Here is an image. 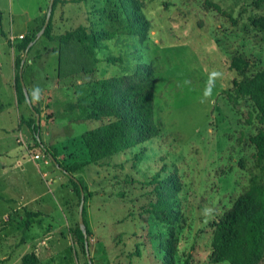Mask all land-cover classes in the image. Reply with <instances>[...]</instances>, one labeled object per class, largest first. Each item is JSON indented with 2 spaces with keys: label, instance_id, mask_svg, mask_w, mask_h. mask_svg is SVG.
Returning <instances> with one entry per match:
<instances>
[{
  "label": "rangeland",
  "instance_id": "374dc122",
  "mask_svg": "<svg viewBox=\"0 0 264 264\" xmlns=\"http://www.w3.org/2000/svg\"><path fill=\"white\" fill-rule=\"evenodd\" d=\"M135 2L149 23L145 38L126 29L130 20L120 0H60L51 18V36L43 34L31 46L23 82L34 111L19 97L24 103L18 110L20 116L29 115L31 122L40 115V139L32 132L26 153L46 156L37 161L48 165L39 163L38 169L28 174L35 194L44 193L39 205L45 212L31 215L2 203L1 209L10 207L12 212L0 221V264H24L25 257L30 264L35 258L37 264H89L85 243L75 236L81 196L50 155L67 168L87 162L82 136L100 124L86 120L92 90L103 79L134 74L139 64L156 68L155 119L160 135L116 155L109 164L87 165L71 174L86 188L85 219L92 263L166 264V260L172 261V255L164 252L170 243L175 264H230L214 259L213 231L222 214L252 182L264 185V162H256L252 143L263 127L254 100L242 97L238 107H233L226 93L235 81L264 69V0ZM49 3L0 0V57L5 62L11 51L16 54L17 96L22 86L17 74L26 51L25 38L37 37L42 30ZM211 4L219 5L232 19ZM40 7L42 13L36 17ZM79 27L88 33L116 31L117 35L101 41L100 48L91 41L83 42L94 55H84L87 72L79 68L80 74L61 81L62 36ZM80 52L86 53L76 47L77 63ZM235 56L249 62L244 75L230 68ZM109 57L123 61L108 63ZM0 103L12 104V100L7 96ZM5 108L1 106L0 111ZM11 108L10 115H0L3 135L15 122L16 107ZM6 146H10L9 141ZM52 173L62 175L64 188L67 185L73 190V214L68 222L62 213L66 211L67 191L56 187L60 184ZM166 180L175 190L163 189L161 198L157 188ZM161 199L173 201L179 212L175 241L165 236L173 226L148 213ZM56 224L61 229L52 233Z\"/></svg>",
  "mask_w": 264,
  "mask_h": 264
},
{
  "label": "trees",
  "instance_id": "16d2710c",
  "mask_svg": "<svg viewBox=\"0 0 264 264\" xmlns=\"http://www.w3.org/2000/svg\"><path fill=\"white\" fill-rule=\"evenodd\" d=\"M59 2L60 0H55L54 9ZM120 2L130 20L126 29L133 35L145 38L149 23L140 13L141 6L135 0H120ZM211 5L219 13L232 19V16L224 12L219 5ZM133 18L136 19L133 21ZM1 22L2 18L0 15ZM51 30L52 24L50 20L43 36L50 37ZM116 35V31L88 33L82 27L63 35V42L61 43L63 49L58 72L59 79L63 81L74 73L80 74L79 68L84 73L87 72V63L84 62L83 58L87 57L84 55L88 53L93 55V52L92 48L84 46L83 42L91 41L95 48H100L101 41L112 40ZM35 40L36 36L25 38L23 47L27 49L29 44ZM76 47H80L86 52H80L78 63L74 58ZM21 61H19L20 65ZM106 61L116 64L121 63L123 59L121 57H109ZM82 63H84V66ZM68 65L70 66L69 71H67ZM230 68L244 75L249 68V62L242 56H235L230 63ZM17 79L21 84L19 72ZM156 84V68L153 64H139L135 73L129 76H116L99 81V86L91 92L93 99L87 105L86 119L100 122L101 124L87 131L82 136L89 159L85 163H79L77 166L70 168L61 166L62 170L71 175L87 165L109 164L116 155L125 153L158 137L161 133V128L155 119ZM20 88L19 98L26 102L22 86ZM226 94L233 107H238L239 100L242 97H250L254 100L256 109L261 115L263 127L252 138V143L256 149V162L262 164L264 162V69L258 71L250 78L235 81L233 89ZM31 127L34 136L39 138L36 120L31 122ZM70 178L79 196H82V192L84 193L86 202V188L83 186L82 180L71 176ZM163 189L173 192L175 190L174 184L169 180L160 182L157 190L161 198L164 197ZM166 195L171 196L170 193ZM148 213L160 217L167 225H172L173 228L168 233H165V236L172 238L173 241L177 239L175 225L179 221V212L175 210L173 201L161 199L159 204H154V210ZM85 214L86 209L84 207V219ZM85 224L87 234H89L86 219ZM75 236L84 244L85 236L80 225L75 230ZM211 244L213 257L217 262H228L230 264L262 263L264 260L263 184L252 182L233 206L222 214L213 231ZM170 245L169 243L168 249L164 252L172 255V261L166 260L165 263L175 264V250ZM24 264H30L27 262L26 257L24 258ZM32 264H37L36 258Z\"/></svg>",
  "mask_w": 264,
  "mask_h": 264
},
{
  "label": "crops",
  "instance_id": "0c3cea01",
  "mask_svg": "<svg viewBox=\"0 0 264 264\" xmlns=\"http://www.w3.org/2000/svg\"><path fill=\"white\" fill-rule=\"evenodd\" d=\"M41 13L42 7H40L39 14L36 17H39ZM28 28L29 26L27 27V29ZM2 48L3 47H1L0 50ZM0 55H2V53H0ZM15 57L16 54L14 51H11L10 59L7 58V61L5 62L2 61L0 57V102L4 101L7 96L12 100V104L0 103V107L6 106L5 109H2L0 111L2 113L0 115H2L3 117L5 115H10V110H14V108H11V106L16 107L15 112H17L15 116V122L12 123L8 129H5L7 130V132H4V135L0 133L1 135H3H0V206L2 205V203H10L13 206L17 207V209L19 210L28 211L29 213H31V215H36L39 213L43 214L45 211L42 210V207H40L39 204L43 199L42 195L44 193L38 192L39 195L35 194L37 190H34L31 186V180L29 179L28 174L34 171L35 168L38 169L39 163H42L41 166H47L48 164H46L45 162H40L41 160L37 161L34 159V155L42 153L31 155L29 153H26L27 144L31 143L32 127L29 115L21 114V117V111L19 112L18 110L24 102L19 101V96L16 95L15 91ZM4 64L8 66L9 73H6L3 70ZM100 124H98L97 127ZM12 140H16V144L12 143ZM8 141L10 146H6V143ZM19 141H22L23 145L19 144ZM52 174L55 178H57V183L60 184L59 186L56 185V187H59L61 190L67 191L66 211L62 210V213L64 215V218L68 222V220L72 218L73 214V190L72 188H67V185L64 188V184L66 183V181L64 180V177H62V175L55 173ZM11 212L12 208L10 207H8V209H1L0 221L1 219H3V217L9 216V213ZM50 213L52 214V219L56 218L53 212ZM45 216L47 215L45 214ZM52 223L55 224V221H52ZM57 224L51 228L52 233H55L59 231V229H61V227H59V225ZM8 229H10V226H8ZM4 233L5 232H3L2 234Z\"/></svg>",
  "mask_w": 264,
  "mask_h": 264
},
{
  "label": "water",
  "instance_id": "95a60500",
  "mask_svg": "<svg viewBox=\"0 0 264 264\" xmlns=\"http://www.w3.org/2000/svg\"><path fill=\"white\" fill-rule=\"evenodd\" d=\"M54 3H55V0H50L47 16H46V20H45V24H44L42 30L37 35L36 40H38L45 33L47 27L49 26V23H50V20H51V17H52V13H53V10H54ZM34 42L30 43L28 48L26 49L24 57H23V59L21 61L20 69H19V76H20L22 88H23V91H24V95H25V98H26V102L28 103V105L30 106V108L33 111H34V107L32 105L30 96H29L28 92L26 91V86L24 85V82H23V69H24V65H25L27 56L29 54V50H30L31 46L34 44ZM36 115H37V122H39L40 115L39 114H36ZM50 158H51V160L53 162H55L58 165L59 168H61L60 164L57 162V160L52 155H50ZM69 176L74 177L72 175H69ZM84 207H85V197H84V193L82 192L81 203H80V207H79V225H80V228H81V230H82V232H83V234L85 236L84 243H85V251H86V256H87L88 263L89 264H93L92 263V259H91V255H90V250H89V242H88V238H87V230H86V224H85V219H84Z\"/></svg>",
  "mask_w": 264,
  "mask_h": 264
},
{
  "label": "built area",
  "instance_id": "2783aa9c",
  "mask_svg": "<svg viewBox=\"0 0 264 264\" xmlns=\"http://www.w3.org/2000/svg\"><path fill=\"white\" fill-rule=\"evenodd\" d=\"M46 156H45V154L43 155V154H36V155H34V159L35 160H43L44 158H45Z\"/></svg>",
  "mask_w": 264,
  "mask_h": 264
}]
</instances>
